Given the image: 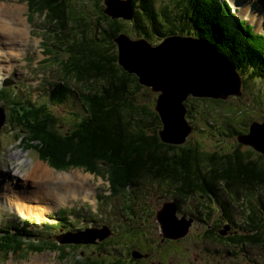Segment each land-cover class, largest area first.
<instances>
[{"label":"rangeland","instance_id":"1","mask_svg":"<svg viewBox=\"0 0 264 264\" xmlns=\"http://www.w3.org/2000/svg\"><path fill=\"white\" fill-rule=\"evenodd\" d=\"M168 1L174 2V0H156L155 5L164 6ZM4 4L9 7L7 9L10 12L12 11L13 17H18L19 20H22L21 25L26 24L28 33L25 46H22V56L19 55L21 58L15 60L13 74L8 78H2L7 84L2 93H0V113L2 115L0 117V229L4 232H9L11 228H6V226H14L18 222L22 223L24 219H31L30 222H33L34 219L38 220L41 217L38 216L37 218L36 215H41L44 212L54 214L58 209H61L59 205L78 200L80 197L85 198L84 196L88 193H94L91 201H93V196L102 194L103 191L104 196H106L107 192H105V188L107 183L104 180L110 182L111 178L108 169L100 165L96 167L97 171H95V175L104 180L88 174V171L83 172L78 167H68L65 170L57 169L58 164H50L48 155L42 158V144L38 139L34 140L31 138L32 134L28 129H25V133L21 135H17L16 131H12L11 135H7L10 128L7 124L10 123L13 125L11 121L17 123L16 117L21 113V111L13 112L9 109V101L16 104L17 102L23 103L26 108L29 107L30 109H36L41 104H47L49 108L45 109L44 112L50 115H46V119L54 123L56 130L61 135H70L85 115L81 97L83 99V96L89 91L93 92L95 90L97 92L99 89L98 83L101 84L102 82L91 80L87 84L82 83L80 85L81 83H76V80L70 78V76L65 78L64 72L61 70L62 68L58 66L67 60L66 52L69 51V48L66 45H68L72 33L76 32L74 21L69 26L66 25V22H62L60 26H57V23L48 24L47 18H44L43 15L29 8L26 0H0V5L3 6ZM228 5L230 8H236V14H234L237 18L239 17L238 19L241 22H244L242 19L243 14L249 16L246 21L247 26L254 27L255 34L257 32L261 33V30L264 29V0H229ZM179 8L181 9L180 5ZM92 10V8L85 6V14L82 17L84 18V22L89 25V32L83 27L81 28V30L84 29L87 35L98 34L90 26L95 27L96 24L98 28V26L103 25L99 23L100 18L98 17V12L94 13ZM231 12L233 13V11ZM255 15L259 17L256 22L252 19L255 18ZM78 19L83 23V19ZM118 21L124 30L121 34L136 39L131 30L130 22L121 19ZM262 33L264 34V32ZM263 34L262 36H264ZM158 39L152 36L148 40V43L155 46L160 43ZM3 48L5 46H2ZM6 58L7 56L4 57V60ZM5 64L6 62L0 59V65H2L0 69L2 71L5 70ZM12 69L13 67L11 65L8 68V72ZM239 76L243 82L240 98L229 96L225 101L219 103L209 99L199 98H189L186 101V119L193 130L187 141L179 147L180 149H196L205 156L213 157L215 155L220 156L231 153L238 147L240 151L250 150L252 153L251 159L263 161L260 159L261 155L253 151L250 147L239 146L237 137L247 133V127L250 122L264 121V81L251 80L247 82L246 75L240 74ZM60 81H63L68 86L69 91L66 93L62 103L57 106L54 102L48 101V97L52 94V92L50 94V87L53 88L54 84ZM128 91L134 96L133 99L136 100L137 105L147 107L154 112L155 99L158 93H153L149 88L141 85L136 90V87L132 84L129 85ZM158 127H161L160 121ZM16 152H20L19 155H16ZM20 155L26 160L21 166L17 165L16 160ZM212 157L210 158L212 159ZM45 158L46 160H44ZM210 158L204 162V166H209L208 161L211 160ZM37 163L44 166L51 173L52 177L66 173L72 176H78L82 180L77 183L78 198L75 199V197L70 195L69 197L67 196L66 202L59 201L58 204H55L52 200H46L43 203H32L33 205L20 210L14 202L10 203V199H7L10 198L11 192L18 193L25 190L21 188V183H17L18 181H22L23 173L31 171L33 165ZM15 166L21 169L19 178L12 176L17 169ZM35 182L36 185L41 186L39 179L35 180ZM27 185L23 183L25 188ZM2 187L4 189L7 188V191H3ZM114 187L116 189L115 196L128 195L129 197L125 205L128 204L127 206L123 204V209L117 200L114 201L115 214L122 215L121 213H125L127 214L126 218L130 221L128 224L126 223V226L121 227V232L116 235L117 237H115L110 227L108 228L109 230L107 228L106 230L97 228L89 231L71 229L64 232L59 237V241L76 240L75 242L60 244L61 246H66L60 247L59 250L48 247L37 250V253L33 251H17L19 253L10 251L6 254L3 253V257H7L8 259L2 264H190L189 261L194 264H202L203 258L201 256L198 257V254L202 255L203 253L211 252L212 248H214V243L210 245L206 244L203 246L205 252L199 247L200 244H193L200 241L199 236L203 233V228H200V225H192L187 236L186 234L179 236V232L181 231H178L175 232L177 237H162L163 233L155 220V213L157 210L162 209L165 203L177 199L176 196L168 197L163 193L169 189L165 182H159V180H153L151 177L144 176L137 184L128 185L122 190L115 183ZM28 188L26 190L31 191L33 187L29 184ZM4 193L7 195H3ZM200 197L202 196L197 197L196 195L195 199L189 198L186 201L187 205L191 206L195 202L197 203ZM260 199L264 201V188H257L254 191V198L248 200V198L243 197L238 203L229 202L230 198L226 194H222L220 198L221 201H224L230 206L228 212L237 225L243 224L245 221L244 217L249 213L251 214L252 211L260 212L262 213V217H264L258 203ZM201 200L205 199L201 198ZM213 201L217 204L216 207H213ZM213 201L208 202L213 212L207 206L203 209V211L209 213L210 222L213 220L211 224L225 218L223 206L218 204L216 200ZM92 207L93 204L91 202L81 199L68 205L66 211L71 214L72 218L76 219L77 217H74V215H78L80 210L86 208L88 211H91ZM75 208H79V211L73 214ZM168 209L167 206L166 212L172 215L173 211ZM17 212L26 213L27 215L23 220L15 221L14 218ZM191 213L193 214V212ZM179 214L185 215L182 210L178 211ZM44 215L37 221L38 223L45 220L46 217ZM34 224L31 223L29 225L33 230L37 227ZM201 226L204 227L205 224L203 223ZM214 229L217 232L221 227L209 229L211 233L214 232L213 234H216ZM236 230L240 232V229L236 228ZM60 231L63 232L64 229L58 228L52 237L60 234ZM91 234L94 235L93 240L88 243L85 242L86 238ZM171 240L174 244L167 242ZM76 242L81 244L71 246V244ZM119 243L123 245H119ZM134 253L142 256L135 257ZM161 254L167 255L165 256L164 262L160 261ZM209 256H205L207 264H264L263 247L246 246L243 249L240 247H236V249L228 247L226 250L220 249L215 256ZM3 257L0 256V261H2ZM147 258L149 259L146 262ZM84 260L89 261L85 263Z\"/></svg>","mask_w":264,"mask_h":264},{"label":"trees","instance_id":"2","mask_svg":"<svg viewBox=\"0 0 264 264\" xmlns=\"http://www.w3.org/2000/svg\"><path fill=\"white\" fill-rule=\"evenodd\" d=\"M26 1L29 8L47 18L48 24L60 26L66 22L69 26L75 22L76 32L72 33L66 45L69 48L67 60L58 65L64 77L70 76L80 85L91 80L102 82L98 83L97 92L91 87L93 92L89 91L83 99L81 97L85 115L67 136L61 135L54 123L46 119V115H50L44 112L49 108L47 104L30 109L23 103L10 102L13 112L21 111L16 117L18 127L22 131L30 130L31 138L42 144V158L48 155L50 164H58L56 168L63 170L78 167L95 174L98 165L107 168L111 190L115 192L114 183L122 190L137 184L144 176L180 183L185 192L192 191L219 202L224 208L225 220L229 222L233 221L228 212L230 206L220 200L218 191L229 195V202L238 203L243 197L248 200L254 198V191L264 188L262 155L260 159L263 161L254 160L250 150L240 151L236 147L228 154L205 156L196 149H180V146L167 145L159 140L157 115L147 107L137 105L128 91L130 84L138 90L137 78L120 68L112 43L117 35L124 32L123 26L118 20L102 14V1ZM125 1L133 9L130 24L136 39L148 41L152 36L159 38V42L174 36L201 39L225 56L237 73L246 75L247 82L264 81V37L241 22L224 0H174L164 6H156V0ZM85 6L99 14V23L104 26H90L98 34L87 35L84 32V29L90 31L82 18ZM78 18L83 19V23ZM53 88L50 87L53 90L48 101L58 106L69 88L63 81L54 84ZM208 158L211 160L206 167L204 162ZM258 203L264 207V201L260 199ZM239 231L227 237L221 233L218 237L213 234V237L216 236L214 239L224 243L226 248H264V218L256 221L255 216H249L248 223ZM18 232L15 236L0 235V252L37 253L41 248L59 250L66 246L58 245L48 234L35 235L25 229Z\"/></svg>","mask_w":264,"mask_h":264},{"label":"water","instance_id":"3","mask_svg":"<svg viewBox=\"0 0 264 264\" xmlns=\"http://www.w3.org/2000/svg\"><path fill=\"white\" fill-rule=\"evenodd\" d=\"M102 3L103 14L111 20L132 21L133 9L127 1L102 0ZM113 43L120 68L134 75L139 85L158 93L154 112L161 124L158 137L164 144L183 145L191 133L192 129L185 120V102L189 97L225 101L229 96L240 98L242 95V82L235 68L225 56L201 39L174 36L164 38L152 46L145 39H131L125 34H119ZM237 141L264 156V121L251 123L248 132L239 135ZM162 213L163 210L157 212V219L161 222L159 226L164 236L177 237L175 232H169L170 229L164 225L165 221L171 225L172 216L165 220ZM187 228L183 226L179 236L185 234ZM227 230L225 228L221 234ZM92 240L93 237L85 242ZM75 241L59 243L70 244Z\"/></svg>","mask_w":264,"mask_h":264},{"label":"bare ground","instance_id":"4","mask_svg":"<svg viewBox=\"0 0 264 264\" xmlns=\"http://www.w3.org/2000/svg\"><path fill=\"white\" fill-rule=\"evenodd\" d=\"M7 7L8 6H5V4L3 6L0 5V49H2V46H5V48H7L8 46L10 47L16 40L22 39L18 45L19 50H21L22 46H25L26 38H28L26 24L21 25L22 20H19L18 17H13L12 11L10 12L9 9H7ZM17 55L18 54L16 52L14 56H17ZM19 153L20 152H16L15 154L19 155ZM20 156L16 158L17 165L19 166H21L23 163L26 162L25 158L22 156L20 157ZM15 167L17 169L15 170V173H13L12 176L19 178L21 169L18 166H15ZM37 179H39L41 186L36 185L35 180ZM78 181H82V180L79 179L78 176H72L69 173L59 174L55 177H52L51 173L44 166L37 163L36 165H33L31 171H27L23 173L22 181L17 182V183H21L22 184L21 188H24L25 190L18 192V193L11 192L10 198H8L7 200L10 199V203L14 202L19 210L24 207L26 208V207L33 205L32 203H43L46 200H52L53 202H55V204H58L59 201L66 202L67 196L69 197L71 195L72 197H75V199L78 198V195H79V192H77ZM23 183L28 184L26 188L23 186ZM29 184L33 187L31 188V191L26 190ZM2 190L7 191V188L4 189L2 187ZM3 195H7V194L4 193ZM90 195L92 194L88 193L84 197L88 199ZM19 210H16V211H19ZM166 214H168V212H166V209H165L163 210V213L161 215H163L164 217ZM41 215H36V216L38 217ZM164 225L168 229H172V227H170L171 225L169 224V222L165 221Z\"/></svg>","mask_w":264,"mask_h":264},{"label":"flooded vegetation","instance_id":"5","mask_svg":"<svg viewBox=\"0 0 264 264\" xmlns=\"http://www.w3.org/2000/svg\"><path fill=\"white\" fill-rule=\"evenodd\" d=\"M151 178L153 180H159V182H165V184L169 187L170 191L168 189L167 191H164L163 193L166 194L168 197H173V196H176L177 197L176 200H172L170 202L165 203V205H164V207L162 209L157 210V212L158 211H161L163 209L165 210L166 209L165 207H167V206L169 208L168 210H172V211L174 210V212L172 213V215L166 214L164 216V219L165 220H167L166 217H169L170 218L171 216H173L170 219H171V227H174V230L173 231H170V232H178L183 226L184 227L185 226H188V229H187V231L185 233L186 236H187V234L189 233V229L192 227V225L193 226L194 225H198V226L200 225V228H203V233L199 236L200 241L199 242H195L193 244H195V245H199L200 244L199 247L202 250H204L203 249V246L206 245V244L207 245H210L211 243H214L215 244V246H214V248H212V251L211 252H206L204 250L206 253H203L202 255L201 254H198V257L201 256L203 258L202 264H207V261H206V257L205 256L208 257V255H210L209 257H212V256H215L217 254V252L220 251V249H225V250L227 249L225 247L224 243H221L220 241L214 239L216 236L217 237L219 236L218 233H221V232L225 231V228H228V230L225 233L226 235L224 237H226L229 234L234 235L235 233H237L236 228L237 229H241L242 225L247 224L248 223V220H249V216H251V215L252 216H255L256 221H259V219L264 218V217H262V213H260V212L257 213L256 211H252L251 214L249 213L247 216L244 217L245 221L241 225H237L236 222H233V221L232 222L226 221L225 220L226 218H224L223 220H217L213 224H211V222L213 220L210 222V220H209V213L203 211V209H205L206 206H207L213 212L212 207L209 206L208 202L209 201H213L215 199H213V198L212 199H209L208 196H205V195L202 196V195H200L198 193H194L192 191L185 192L184 191V187L180 183H177V182L171 183L168 180H162L160 178H154V177H151ZM218 192H219L218 195H219L220 198H221V195L222 194H225L222 191H218ZM196 195H197V197L198 196H202V197L199 198L200 200H198L197 203L195 202L191 206H188L187 203H186V201L189 198L195 199V196ZM201 198H204L205 200H201ZM229 198H231V197L229 196ZM127 199H128V197H126L125 202H122V204L125 205V203L127 202ZM217 203L220 204L219 202H217ZM216 206H217V204L213 201V207H216ZM259 206L261 207L260 203H259ZM179 210H182L185 213V215H183V214H179L178 215V211ZM261 210H262V212L264 214V207H261ZM157 212L155 213V220L157 218L156 217ZM191 212H193V214ZM126 217H127V214L125 216V225H126V223L128 224L130 222L128 220V218H126ZM160 223L161 222L159 221V224ZM203 223L205 224L204 227L201 226ZM174 224H175V226H173ZM213 227L214 228H220L221 227V229L218 230L217 232L215 231L216 229H214V231L216 232V234H214V235H216L215 237H213V233L214 232L211 233V231L209 230V229H211ZM96 228H97V225L96 224L93 225V229H96ZM161 231L163 233V230H161ZM208 231H210V232L208 233ZM229 232H231V233H229ZM171 235H172V233H171ZM162 237L164 238V234L162 235ZM183 238H181V239H183ZM165 239H167V238H165ZM168 240H170V239H168ZM167 242L174 244L172 242V240L171 241H167ZM177 243H179V242H177ZM119 245H123V244H120L119 243ZM134 255H135V257L142 256V255H139L137 253H134ZM165 256H167V255L161 254V256H160V261L161 262H164ZM148 259L149 258L146 259V262L148 261ZM87 261H89V260H84L85 263ZM189 262H190V264H194L191 261H189ZM161 264H163V263H161Z\"/></svg>","mask_w":264,"mask_h":264},{"label":"clouds","instance_id":"6","mask_svg":"<svg viewBox=\"0 0 264 264\" xmlns=\"http://www.w3.org/2000/svg\"><path fill=\"white\" fill-rule=\"evenodd\" d=\"M131 39H132V38H131ZM162 40H163V39H162ZM162 40H161V41H162ZM161 41H160V42H161ZM156 45H157V44H156ZM237 74H238V73H237ZM238 75H239V74H238ZM239 77H240V76H239ZM240 79H241V78H240ZM241 82H242V80H241ZM241 87H242V86H241ZM189 98H191V97H189ZM189 98H188V99H189ZM188 99H187V100H188ZM209 100H211V99H209ZM212 101H216V102H218V101H220V100H212ZM220 102H221V101H220ZM185 103H186V102H185ZM185 107H186V105H185ZM186 113H187V108H186ZM185 120L187 121V119H186V115H185ZM256 122H257V121H256ZM187 123H188V122H187ZM251 123H252V122H250L249 125H250ZM188 124H189V123H188ZM189 125H190V124H189ZM249 125H248V127H249ZM190 127H191V129L193 130V128H192L191 125H190ZM248 127H247V129H248ZM160 128H161V127H160ZM159 130H160V129H159ZM192 130H191V132H192ZM190 134H191V133H190ZM190 134L188 135V137L190 136ZM188 137L186 138V141H187ZM186 141H185V142H186ZM180 146H181V145H180ZM81 171L84 172V170H82V169H81ZM165 208H166V207H165ZM158 212H159V211H158ZM173 212H174V210H173ZM156 217H157V214H156ZM172 217H173V216H172ZM156 222H157L158 225H159V220H158L157 218H156ZM179 226H180V225H179ZM159 227H160V226H159ZM178 229H179V228H178ZM170 230H171V229H170ZM171 231H173V230H171ZM176 231H177V230H176ZM86 239H91V235L88 236ZM60 244H61V243H60ZM72 245H73V244H71V246H72Z\"/></svg>","mask_w":264,"mask_h":264}]
</instances>
